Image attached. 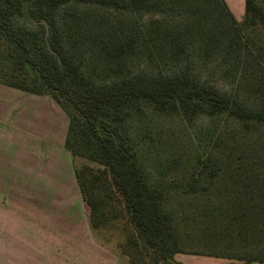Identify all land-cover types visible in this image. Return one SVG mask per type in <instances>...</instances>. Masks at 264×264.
<instances>
[{"label": "trees", "instance_id": "16d2710c", "mask_svg": "<svg viewBox=\"0 0 264 264\" xmlns=\"http://www.w3.org/2000/svg\"><path fill=\"white\" fill-rule=\"evenodd\" d=\"M212 66L231 91L210 84ZM0 82L66 113L92 230L123 221L152 264L264 262L263 2L238 20L226 0H0ZM221 114L240 128L184 144L188 125ZM193 228L203 248L186 250Z\"/></svg>", "mask_w": 264, "mask_h": 264}, {"label": "rangeland", "instance_id": "374dc122", "mask_svg": "<svg viewBox=\"0 0 264 264\" xmlns=\"http://www.w3.org/2000/svg\"><path fill=\"white\" fill-rule=\"evenodd\" d=\"M260 1L264 3V0ZM230 6L234 15L238 17L236 18L241 20L245 10L244 0H237L234 3H231ZM144 17L148 18L149 15L144 14ZM207 75L210 84L217 87L221 91H231L230 83L223 79L213 66L211 67V70L207 72ZM4 86L6 97L9 96L8 94L14 95V98L23 96L20 98V108L23 107L25 100H28L26 97H32V113L30 112L32 114V161L26 159L28 163H24L22 157L21 163L17 164L15 168H13V166H9L7 168L6 164L3 165L4 167L0 168V171H3L1 175L3 176L2 181L6 186L5 188L13 191L16 189V187H18L17 189L19 190L20 194L19 197H6V204L9 205L12 198H20L21 204L23 202L28 203V200H30L32 204V213H34V215L36 214L41 217H46L52 221H54L56 218H59L60 216L64 217L68 214V211L70 210L74 201L81 200V192L74 179L75 173L73 169L72 158L70 153L64 148V141L69 119L52 96L35 93H32V96H29L28 93L31 92L6 84H4ZM17 98L15 99L17 100ZM6 102L11 104V101L6 100ZM17 111L18 110H16L14 113H11L9 117L6 115L4 131L6 136H8L11 128H17L14 126L15 124L13 119H17L19 114V119L21 121L19 122L21 129V139L23 140L27 137L25 133L28 132L29 125L28 123H25L26 121L24 122L22 111L21 113H18ZM161 125L164 127L163 124ZM129 128L131 131L140 130L139 122L136 121V123H132V121H130ZM239 128L240 125L237 123V121L226 116L225 114H221L214 118H209L207 116L199 117L195 123L187 126V134L185 135L186 141L184 140V144L191 143L195 140L201 146L206 147L208 142H210L209 133L212 130H215L214 133H219L224 129H234L237 131ZM214 133H212V136ZM7 138L3 147L0 144V158H3L4 155L6 160H16L18 159L17 151L19 144H17V142L14 143L9 141L11 139ZM20 148L19 150H21L22 153L23 151ZM29 164L32 170L31 175L28 174ZM13 169L17 172L19 178H12L11 173ZM60 177L63 183L59 182ZM173 198L174 199H172L171 202V209L174 210L178 226L180 228H184L185 225L181 215L182 211H180L181 208L178 205V201L181 199L179 192L173 191ZM5 215L8 223H11L10 219H12V215L9 213H5ZM35 216L32 217L35 218ZM39 216H37V218H39ZM193 230L194 228L192 231ZM93 232L98 240L102 242V244L109 248V250L116 252L122 260L133 259L138 262L146 261L151 263L147 257L140 256V246L131 244L129 242V236H127L128 230L125 228V223L123 221H113L109 223L108 227L98 228L93 230ZM194 234L196 233L193 231L191 238H186L184 240L183 246L186 250L203 248L201 242L198 240V238H196L200 237V235ZM210 238L211 236L209 235L208 238L205 239L211 240ZM207 240L204 241L209 243ZM263 244L264 241L260 242L259 246L262 247ZM215 247V245L211 246V248ZM236 253L245 254L247 253V250H241ZM185 258H189L191 262H194L195 264H211L218 260L244 262V260L239 258H227L203 253L188 255V257L185 256Z\"/></svg>", "mask_w": 264, "mask_h": 264}, {"label": "crops", "instance_id": "0c3cea01", "mask_svg": "<svg viewBox=\"0 0 264 264\" xmlns=\"http://www.w3.org/2000/svg\"><path fill=\"white\" fill-rule=\"evenodd\" d=\"M235 1L237 0H226L229 6ZM28 94L32 96V93ZM8 95L6 97L5 86L0 82V144L3 147L8 137L7 139H11L9 141L17 142L22 148L18 146V159L16 160H6L3 155V158H0V168L4 167V164L7 168L9 166L15 168L17 164L21 163L22 157L24 163H28L27 160L32 161V97H26L29 101L25 100L23 107L20 108V98L23 96L15 97L17 101L13 97L14 95ZM6 100L11 101V104L7 103ZM16 110H18V113L22 111L24 122L26 121L25 123L29 125L28 132L25 133L27 137L23 140L21 139L19 114L17 119H13L14 126L17 128H11L8 136L4 131L6 115L9 117ZM19 148L22 149V153ZM2 172L0 171V264H152L146 261L138 262L133 259L122 260L116 252L109 250L102 244L89 226L82 196L80 201H74L66 216H60L54 221L36 214L35 216L32 213L30 200H28V203L23 202L21 204L20 198H12L10 203L8 201L9 205H7L6 197H19L20 194L18 187L13 191L5 188L6 186L2 181ZM28 174H32L30 164ZM11 175L13 179L19 178L14 169ZM74 179L77 184L76 176ZM59 182L63 183L61 177ZM5 213L12 215L11 223H8ZM32 216H35V218ZM188 255L192 254L177 252L174 257L185 264H195L189 258H185ZM158 264L172 263L160 262ZM211 264H264V262L245 263L243 261L218 260Z\"/></svg>", "mask_w": 264, "mask_h": 264}]
</instances>
